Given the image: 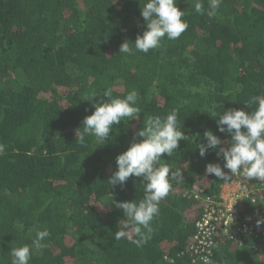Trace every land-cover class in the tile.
I'll return each mask as SVG.
<instances>
[{
    "label": "trees",
    "instance_id": "obj_1",
    "mask_svg": "<svg viewBox=\"0 0 264 264\" xmlns=\"http://www.w3.org/2000/svg\"><path fill=\"white\" fill-rule=\"evenodd\" d=\"M144 2L0 0V264H11L9 250L31 246L45 229L46 246L32 247L29 264H192L178 256L201 215L192 189L217 199L228 183L205 173L208 163L223 166L214 150L199 155L205 130L220 146L230 139L205 112L213 103L221 114L250 112L251 98H264V0H222L212 18L209 0H202L203 15L194 11L196 0H177L189 25L178 39L165 37L146 54L118 53L146 30ZM108 88L114 98L135 89L139 118L113 125L102 146L90 136L80 143L76 130L94 111L92 103L104 99L92 101V93ZM173 110L185 138L160 162L182 171L184 181H171L147 243L137 247L113 234L139 238L115 203H138L141 178L129 177L123 186L108 179L143 120ZM261 182L246 177L251 187ZM244 213L264 221V194ZM211 264H264V242L254 253L218 239Z\"/></svg>",
    "mask_w": 264,
    "mask_h": 264
},
{
    "label": "clouds",
    "instance_id": "obj_2",
    "mask_svg": "<svg viewBox=\"0 0 264 264\" xmlns=\"http://www.w3.org/2000/svg\"><path fill=\"white\" fill-rule=\"evenodd\" d=\"M221 2L222 0H209V10L206 13L209 18L216 15ZM176 5L177 0H145L140 7V15L146 30L136 36L134 43L125 40L118 53L132 54L135 50L146 54L149 50L159 48L165 37L168 40L178 39L189 25L183 19L185 11L179 10ZM194 11L205 14L202 0H196ZM95 97L104 99L92 103L94 111L83 119L82 126L75 132V139L83 143L85 137L90 136L98 146H102L111 140L109 133L114 131L113 125H118L125 119L128 122L139 118V93L133 89L124 98H114L111 88H108L100 95L92 93V101ZM249 103L256 105L255 110L246 112L229 108L221 114L222 106L213 103L205 112L215 120L217 130L230 137L223 142L227 147H223L220 146L222 141L218 136L205 130L203 136L206 143L197 145L201 157L209 150H214L216 157L222 160V167L219 163L206 164L205 173L224 182H230L233 176L241 172L250 180L264 181V98L252 97ZM177 119L175 110L164 117L149 115L143 120V127L135 133L127 150L115 158L116 170L108 179L110 186H123L129 177L141 178L140 183L143 184V198L138 203L134 200L115 203V207L123 212L124 218L121 220L125 225L131 224L139 238L132 239L127 232L121 230L115 231V239L127 237L137 247L147 243L152 232L151 223L159 212V204L172 189L171 181H184L182 171L173 170L167 163L160 162L164 155L171 157L178 148L179 141L185 138L182 126L177 127ZM2 150L0 146V151ZM261 222L264 221H257L258 224ZM48 236L46 229L38 231L31 246L25 244L11 248V264H29L32 247H45L42 241Z\"/></svg>",
    "mask_w": 264,
    "mask_h": 264
},
{
    "label": "built area",
    "instance_id": "obj_3",
    "mask_svg": "<svg viewBox=\"0 0 264 264\" xmlns=\"http://www.w3.org/2000/svg\"><path fill=\"white\" fill-rule=\"evenodd\" d=\"M242 172L220 188L217 199L201 196L197 188L194 197L201 202V215L185 251L178 256L192 264H211L218 239H225L237 248L256 253L264 242V227L244 213L246 204H253L257 194H264V181L247 185Z\"/></svg>",
    "mask_w": 264,
    "mask_h": 264
}]
</instances>
